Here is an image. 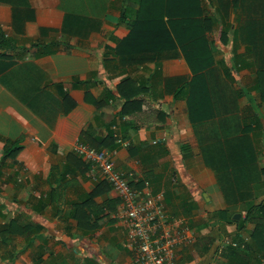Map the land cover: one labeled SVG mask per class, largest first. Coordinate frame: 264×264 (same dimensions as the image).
I'll list each match as a JSON object with an SVG mask.
<instances>
[{
  "label": "crops",
  "instance_id": "crops-1",
  "mask_svg": "<svg viewBox=\"0 0 264 264\" xmlns=\"http://www.w3.org/2000/svg\"><path fill=\"white\" fill-rule=\"evenodd\" d=\"M262 93L264 0H0V158L21 137L0 164V264H141L74 152L87 126L125 140L115 167L186 222L174 264H264L246 220L264 205ZM222 239L238 247L218 257Z\"/></svg>",
  "mask_w": 264,
  "mask_h": 264
},
{
  "label": "built area",
  "instance_id": "built-area-1",
  "mask_svg": "<svg viewBox=\"0 0 264 264\" xmlns=\"http://www.w3.org/2000/svg\"><path fill=\"white\" fill-rule=\"evenodd\" d=\"M114 137L117 145L128 146L117 134ZM74 152L87 164L90 176L105 181L120 200L119 212L127 229L124 246L133 253L136 262L174 264L177 249L190 244L193 237L187 234L183 218L168 213L162 194H153L149 182L144 180L141 187H132L130 173L114 165L116 149L98 150L78 142ZM229 246L238 247L237 243L222 239L216 255H223Z\"/></svg>",
  "mask_w": 264,
  "mask_h": 264
},
{
  "label": "trees",
  "instance_id": "trees-1",
  "mask_svg": "<svg viewBox=\"0 0 264 264\" xmlns=\"http://www.w3.org/2000/svg\"><path fill=\"white\" fill-rule=\"evenodd\" d=\"M147 15H149V14H147ZM166 15H168V14H166ZM166 15H164V13H161V14L156 13L155 15L150 14V16H155L156 19L161 18V17L166 16ZM178 15L181 16V14H178ZM184 18H185V16H184ZM156 19H154V20L157 21ZM160 31H161V34H163L166 30L161 27ZM153 33L154 32L152 30L148 32V34H150V35H153ZM262 99L264 100V93H262ZM89 130H90V127L87 126L85 131L83 130V132H82V134L84 133L92 141L91 145H93V143L95 144L94 146H91V145H89V146H91L95 149H98V150H100V149H109V150L115 149V147H116L115 139L112 136H107L106 138L101 139L99 137L92 136V134L89 132ZM4 142L5 143L3 146V155L0 158V164H3L7 158L13 157L14 154L18 150L21 149V145H20L21 137L15 139V140L8 139V140H5ZM80 142L84 143L83 141H80ZM100 146H102V147H100ZM254 210H257V212L261 213L262 217L259 215H255L256 218L254 216H251V214H252V212H254ZM253 218H255V219H253ZM246 220H248L249 222L252 221L256 225V231L253 234V238L255 240H257L259 237L261 238V241L258 240V244H259L260 249L263 250L262 256H263V260H264V205L259 204L257 206L249 207V209L246 211Z\"/></svg>",
  "mask_w": 264,
  "mask_h": 264
}]
</instances>
